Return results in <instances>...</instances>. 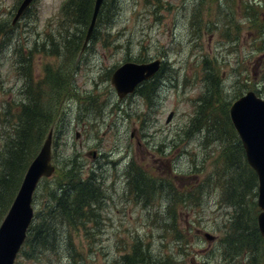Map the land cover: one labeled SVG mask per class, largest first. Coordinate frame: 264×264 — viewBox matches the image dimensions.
I'll return each instance as SVG.
<instances>
[{"label": "rangeland", "instance_id": "rangeland-1", "mask_svg": "<svg viewBox=\"0 0 264 264\" xmlns=\"http://www.w3.org/2000/svg\"><path fill=\"white\" fill-rule=\"evenodd\" d=\"M65 1L35 0L12 25L22 0H0V148L19 106L46 101L53 112L39 149L52 131L56 171L38 186L33 223L46 219L48 201L56 240L35 259L25 257L34 255L25 243L16 264H132L137 256L143 264H264V243L238 251L232 223L250 210L252 189L237 148L229 149L241 145L230 104L248 91L264 99V0H113L110 11L104 0L95 40L82 54L81 44L76 56L70 50L72 60L58 40L78 27L75 16H59ZM155 59L166 67L150 98L119 100L113 71ZM228 118L232 130L220 124ZM8 158L6 145L1 176ZM70 167L93 172L105 196L64 219L49 194ZM255 192L257 208L258 181Z\"/></svg>", "mask_w": 264, "mask_h": 264}, {"label": "trees", "instance_id": "trees-1", "mask_svg": "<svg viewBox=\"0 0 264 264\" xmlns=\"http://www.w3.org/2000/svg\"><path fill=\"white\" fill-rule=\"evenodd\" d=\"M94 2L95 0H66L60 8L59 16H62V18L65 16L67 17V19H72V20H74V16H75L76 21L75 22L73 21L74 22L73 24L78 25V27H75L72 30V33L70 34H69V30L66 29V35L63 37L59 33V37H58L59 42L61 40L63 44L65 42L67 43L65 49L67 51L64 50L67 56L69 57L67 60H69L70 57L72 60L73 55L76 56V51H78L80 44H81L80 54H82L81 53L82 45L86 35L87 28L90 23ZM33 3L29 8L32 7ZM155 5L157 6L158 2ZM106 6L110 11L111 8L115 6V2L113 0H107ZM104 8H105V3L103 2L96 20L97 24H99V20H100L99 18H101V13ZM114 12H116V9L112 12L110 16H113ZM109 18L111 19L113 17H109ZM64 23L65 21L61 20V24L63 25ZM61 28H59L58 31ZM95 38H96V34L95 32H93L91 39L95 40ZM70 50H72V56ZM25 61L26 58L20 54L19 63L22 65V67ZM70 63L65 64L64 66V73L68 74L69 76L66 77L67 79L72 77V70L75 69L73 68V66L72 68H70ZM165 67H166V63L163 62L161 69L157 73V75L152 80L140 84L136 90V93H139L140 95H144L147 96V98H150V96L155 91L157 84H159V80L161 77L160 74L163 72ZM23 69L24 68H22V70ZM77 69L78 67H76V70ZM65 81L66 79L64 80V83ZM71 81L70 82L67 81L68 84H70ZM72 86L75 85L72 83ZM34 101H35L34 104L19 106V110L21 108V111H20V115L18 116V122L16 125L13 126L12 134L10 135L11 141L10 143H8L6 138L1 143V148H0L1 151L5 148L6 145L8 146L9 158L6 161L5 167H3V169H5V172L7 174L3 173L1 176L0 173V183L3 184L0 186V190H2L3 193L2 194L3 196L1 197L2 208L0 209V217L1 216L3 217L6 214L9 204L11 203V201L13 200L14 196L17 193L18 186H20L19 183L23 173L26 171L30 161L34 157L35 151L39 149L42 135L50 126L49 123L52 118L53 112L50 113V106L48 105L49 103L45 101L44 104L47 105L41 107V103L37 102L38 100H34ZM225 112H226V108H225ZM42 116L44 117L42 118ZM220 124L226 125L227 128L232 130V126L230 124L229 118L226 122L221 120ZM229 149H231V151L234 149L238 150V153L240 154V156L244 161V168H245L244 171L245 172L247 171V173L250 176L251 179L250 184L252 189L251 191L252 194L251 197L249 198L250 210L246 211L242 221H233L232 231L240 237V245L238 247V251L242 249V247L244 246H246L248 249L255 247L253 249L256 250L258 246L259 248H261L262 243H264L261 240L255 226L256 225L255 216L257 210L256 203L254 201L256 197L255 188L257 187L256 175L254 172L250 171V169L246 165L244 156L242 154V147L237 139H236V143L230 145ZM68 161L69 162L66 164V167L73 164L72 159ZM15 172L18 173L17 176H15ZM61 176H62V181L57 184L58 187L57 190H52L49 196H50V200L56 202L55 210L59 212L60 217L63 214L64 219L68 217L76 216L77 214H79L78 217H82L85 214L84 210L86 208L90 209L91 205L100 202V200L105 196L102 189V184L100 183L99 178L95 176L93 172H90L86 177H83L81 170L76 169L72 171V167H70L66 171H64ZM139 176L143 177L144 174L140 173ZM11 184H13V188H14L12 191H11ZM55 196H58V198ZM44 208L45 211H47L46 219L42 220L38 217L35 223L32 222L31 226L28 229L25 246L28 244L30 251L34 255L31 256L25 254V257L30 259H35V251L38 250V248L42 246L44 243L46 245L47 244L54 245V242L52 243L50 241L56 240V234L53 231H51L50 227L46 223L48 217L50 218L55 217L56 219V215L52 212H49L48 201L44 203ZM21 253L23 252L21 251ZM126 259L127 261H131L130 258H126ZM250 259H254V258L250 256ZM134 260L135 261L132 263H136V262L144 263L148 261V259H145L143 256H137V258H134Z\"/></svg>", "mask_w": 264, "mask_h": 264}, {"label": "water", "instance_id": "water-1", "mask_svg": "<svg viewBox=\"0 0 264 264\" xmlns=\"http://www.w3.org/2000/svg\"><path fill=\"white\" fill-rule=\"evenodd\" d=\"M33 0H23L13 17L14 25ZM103 0H95L90 23L83 41L82 50L88 45L93 34L96 19ZM160 61L146 64L125 63L112 74L110 83L118 99L133 93L136 87L149 80L158 71ZM231 123L237 132L248 165L258 178L257 227L264 241V101L253 92L232 103L229 109ZM51 138L49 132L39 152L29 164L18 192L0 225V264H14L16 255L23 244L26 231L33 216L32 195L39 181L54 173L51 163ZM207 240L212 237L206 236ZM140 264V263H137Z\"/></svg>", "mask_w": 264, "mask_h": 264}, {"label": "bare ground", "instance_id": "bare-ground-1", "mask_svg": "<svg viewBox=\"0 0 264 264\" xmlns=\"http://www.w3.org/2000/svg\"><path fill=\"white\" fill-rule=\"evenodd\" d=\"M81 53H82V51H81Z\"/></svg>", "mask_w": 264, "mask_h": 264}]
</instances>
